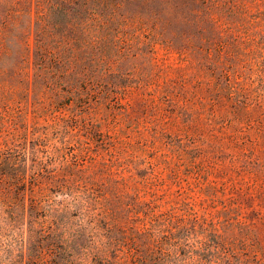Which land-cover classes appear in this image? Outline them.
<instances>
[{"label":"trees","instance_id":"1","mask_svg":"<svg viewBox=\"0 0 264 264\" xmlns=\"http://www.w3.org/2000/svg\"><path fill=\"white\" fill-rule=\"evenodd\" d=\"M216 6L0 0V264H216L211 219L184 199L160 208L158 196L122 192L112 164L85 166L82 144L108 143L95 114L103 104L114 116L130 80L117 59L140 42L183 41L187 26L212 28ZM128 169L135 180L149 175L137 162ZM12 231L18 248L4 243Z\"/></svg>","mask_w":264,"mask_h":264},{"label":"rangeland","instance_id":"2","mask_svg":"<svg viewBox=\"0 0 264 264\" xmlns=\"http://www.w3.org/2000/svg\"><path fill=\"white\" fill-rule=\"evenodd\" d=\"M216 2L212 28L187 26L183 41L140 42L117 59L130 80L114 116L103 104L95 114L110 139H85L82 161L112 164L122 192L158 196L160 208L188 201L213 222L216 264H264V0ZM136 162L145 181L129 176ZM16 235L4 243L18 248Z\"/></svg>","mask_w":264,"mask_h":264}]
</instances>
